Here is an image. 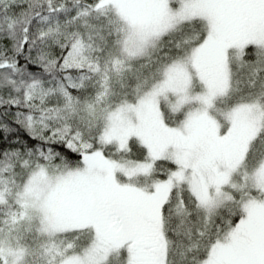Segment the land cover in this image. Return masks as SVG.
<instances>
[{
	"label": "snow or ice",
	"instance_id": "snow-or-ice-1",
	"mask_svg": "<svg viewBox=\"0 0 264 264\" xmlns=\"http://www.w3.org/2000/svg\"><path fill=\"white\" fill-rule=\"evenodd\" d=\"M0 264H264V0H0Z\"/></svg>",
	"mask_w": 264,
	"mask_h": 264
}]
</instances>
